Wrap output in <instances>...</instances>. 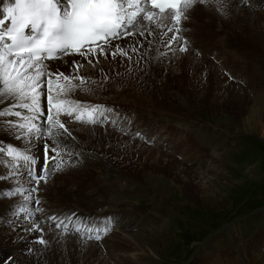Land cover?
<instances>
[{
    "label": "rangeland",
    "instance_id": "1",
    "mask_svg": "<svg viewBox=\"0 0 264 264\" xmlns=\"http://www.w3.org/2000/svg\"><path fill=\"white\" fill-rule=\"evenodd\" d=\"M239 8L241 15H249L256 19L252 22L256 25L253 26L254 29L264 30L263 21L257 20L258 12L261 10L258 6L247 1ZM188 11L185 13L187 19L181 21L182 26H190L196 23L193 13L189 14ZM160 15L163 20L168 17L172 18L168 13ZM248 23L247 25L250 24ZM241 24H237V30L241 37L237 41L235 52L230 51V49L224 50V53L227 54L230 51L229 54L237 58L236 60L232 58L231 65L237 64L239 75H241L239 71L242 67L248 69V73H243L246 75L243 78L239 76L240 78L237 79L230 74V65L224 67L220 61H216L214 64L218 67L217 72L223 76L226 84L233 82L237 85V89H244L245 94L243 96L246 100H243L241 106L239 103L237 105L231 103L229 106L218 109H212L208 105L204 108L197 102L198 94L187 91L184 80L179 83L178 77L181 76V73L186 69L192 70L190 63L183 58V53L186 51L180 50L185 45L192 48L188 38L182 39L184 45L178 46L174 51L169 49L166 59H162L158 63L154 62L153 64H156L155 70L152 71L149 69L151 66L149 65L151 64L149 58L143 56L144 53L139 51L135 52L137 53L135 56L131 50H127L132 57L131 59L121 55H116L115 58L111 56L105 58L98 55L99 63L87 64L84 62L78 70V75L86 77V83L80 85L79 80L74 79L72 82L77 87L67 98L79 100L85 107L92 104V106H102L101 111L104 119H98L99 122L93 124L72 120L70 119L73 118L72 116L68 117L69 119L61 117L62 122H65L72 132L74 130L77 132V129L70 127V125L97 128L108 126L109 130L117 133L123 132L132 140H146L147 149L140 151L142 156L144 155L143 166L141 168L135 166L134 163L127 162L126 165H123L116 162L117 167H114V170H112V166H109L103 171L95 169V173H85L86 175L83 176L79 172L75 175L66 174L61 178L69 179V185H66L67 194L64 195L65 192L60 194L53 192L50 194L52 202L48 203L44 199L45 195H47L49 187L57 182L56 176L61 175V171L52 174L41 190L36 185L37 190L32 191V193L34 195L38 193L40 197H43L39 203L43 202L44 207H54L55 210L63 209L70 212L69 215H66V212L63 215H57L59 213L57 212L54 213L55 215L53 214L56 217L55 220L43 218L41 223L39 222L42 231L38 232L35 224H27V222L21 224V220H18L20 215H24L22 208L24 206L21 207L20 204H17L5 209L11 219L5 220L6 218L0 217V232L4 235L12 231L20 238V242L16 244L17 247L1 243L0 262L2 261L4 264L10 262L12 264H26L30 260L29 253L31 254V251L37 248V251H43L37 254L39 260L45 261L41 264H52L51 258L58 256V253L56 254L57 249L63 248V253L70 261L67 264H80L81 259H86L87 264H127L128 258H134L139 253L142 256H149V264H233L234 256L238 257L240 264H245L242 262L240 252L235 253L234 251L237 252L238 249L240 251L245 244L264 235V89L258 87L256 89L258 92L255 94H252L249 89L250 86L252 88V81L264 83V48L246 40L247 32L250 33V31L246 28V32L243 24ZM181 25L176 26L180 29ZM142 28L145 27L142 25L140 30ZM133 31L136 30L133 29ZM179 32L181 34L187 33L188 28L181 27ZM207 36H211V34L204 31L203 38L206 39ZM132 38L133 36H129L126 40H116L113 41V44L125 45ZM170 59L173 63H170ZM63 61L64 56L58 60L47 61L49 62L47 64L50 65L49 67L53 72L59 70L65 74L72 72L73 75H76L74 68H64ZM85 71L89 73H85ZM249 77L253 80L250 81ZM208 78L205 76L202 79L205 85H209L210 79ZM227 98L228 95L224 94L219 103L224 105L223 101L225 102ZM23 114L26 116L33 115L31 112H24ZM249 119H252L251 126L257 131L249 132L246 130ZM71 140L77 141L74 137ZM81 141L84 144L88 143L87 140ZM31 142L34 140L31 139ZM76 147L68 143L63 154L84 156L85 150L81 147L76 150ZM41 149V144L36 150L28 149V153L37 158L38 164L40 163ZM148 149L152 151L151 155L148 151L144 152ZM187 150L196 154L187 166L197 174H201L193 180L197 187L194 191L184 188L183 182L189 177L184 175L180 169H175L173 174H169L157 168L158 164L165 165L168 158L183 156ZM43 154L45 155V153ZM6 155L4 153L0 157L1 160L6 158L10 161L11 158ZM201 155L209 156L203 164L199 163ZM245 157L254 165V173L250 175L251 178H242L240 171L241 160ZM20 162H14L19 167H14L12 163L6 164L5 173L3 172L0 179H6L10 183L13 181L26 182L27 177L29 178L25 174L27 169ZM147 162L151 167H146ZM139 163L141 162H136L138 165ZM37 165L34 167L36 168ZM73 165L71 167L76 168ZM182 167L183 165L180 164L179 168L182 169ZM6 171H8L7 174ZM177 176L180 178L179 181ZM121 177L125 180H122ZM128 178L135 179L141 187L136 195L133 192V187L126 182ZM106 181L116 182L118 188H104L102 185ZM15 190H3L4 195H0V200L9 202L12 198H23L27 194L30 196L31 193L29 190L19 191L15 195H7V193ZM94 192L95 199L89 197ZM209 195L211 197L207 198ZM99 199H102V204H106L95 208ZM33 202L34 197L32 201L30 199L28 206L30 207ZM38 205L36 203L32 208L37 211ZM135 206L142 208V210L145 209L148 220H155L156 222L152 224L161 230L160 234L149 236L151 241L154 243L156 240L157 244L154 243L155 246L152 248L147 246L146 251L136 244L134 249L133 247L130 248V251L117 248L112 254L103 253L100 255L101 258L96 260L97 256L95 253H91L93 250L89 246L96 239H89L91 242L86 241L84 244L78 245L74 242L66 243V240L60 239L35 247L39 244V238L46 241L50 235L67 231L59 225L61 220L66 219L65 217L72 218L71 222H76L81 215H103L108 210H117V207L129 213ZM54 209L52 211H55ZM136 212H138L136 215L139 216L140 220L145 222L144 215L139 214L140 211ZM31 230L33 231L32 236L21 239L23 233ZM114 230H117L116 227L111 225L110 230L101 236L98 242L101 243L106 239L107 241L111 240V242L112 239L116 240L118 234L114 233V235ZM121 236L130 240L127 234ZM100 243L98 246L101 245ZM261 250L263 251V248ZM253 254L256 256L258 251L253 252Z\"/></svg>",
    "mask_w": 264,
    "mask_h": 264
},
{
    "label": "bare ground",
    "instance_id": "2",
    "mask_svg": "<svg viewBox=\"0 0 264 264\" xmlns=\"http://www.w3.org/2000/svg\"><path fill=\"white\" fill-rule=\"evenodd\" d=\"M247 1H250L252 5L255 4V6H258L259 9H261L260 11L262 12L261 13L260 11L258 12L259 15H258L257 20L261 19L264 24V0H252V2L251 0H206L205 3L203 4L195 3L191 6V8L188 9L189 14L193 13V18H195L196 23L190 26H186V25L182 26L180 22L179 25H181V27L183 28L187 27L189 33L188 32L182 33V34L180 32L176 33L175 35L179 37V39L169 40V37L173 36V33L169 32L168 28H171L173 26L175 27L178 26V25L176 26L175 20L170 17L163 20L159 12L154 9L153 11L157 13L155 17V24H151L145 21L144 25H146L147 27L142 28L141 30V31H145L146 33L145 37H139V36L133 37L130 41L128 40V42H126L125 45L122 44L121 47L126 50H131L135 40L141 41L142 46L139 48V52L144 53L145 55L143 54V56H146L147 58H149L150 60L149 62H151V64H149L151 65L149 66V69L152 71V70H155L156 64L154 65L153 64L154 62L158 63V62H161L162 59L163 60L166 59L167 52L169 49L170 51H174L178 46L184 45L182 42V39L188 38L190 45H192V48H189L185 45V47H187V51L183 53L184 54L183 58L186 61H188V63H190V68H192V70L186 69L185 71H183L181 73V76L178 77L179 83L182 80H184L187 85V91H190L191 93H194V94H198L197 102L200 106L204 108L207 107L208 105V107L212 109H218L220 107L229 106L231 103H234L236 105L237 103H239L241 106L243 100H246L243 96L245 94L244 89H239V88L237 89V85L233 82L232 83L228 82L226 84L225 80L223 79V76H221L220 73L217 72L218 67L214 64L216 61H220L224 65V67L225 65L226 67L230 65L231 66L230 74L235 76L234 78H237V79L240 77L243 78L248 73L247 72L248 69L242 67L240 68V71L238 70L239 73L241 72V75H239L237 72V69H239L237 68V64L236 65L234 64L233 66L231 65V62H233L232 60L233 59L236 60L237 58L230 55L229 52L230 51L235 52L234 49L237 47V41H239L241 37L239 31L237 30L238 23L243 24L241 25L244 27L246 32H247L246 28H248V30L250 31V33L247 32L248 35H247L246 40H248V42H250L251 44L258 45L260 48H264V30H258L256 28L255 29L253 28V26H256L254 25V23L252 24V22L256 20L255 18L250 17L249 15L247 16L245 14L244 15L240 14L241 11L239 7H241V5H244ZM9 2L10 0H0V8L7 6ZM196 5L198 6L196 7ZM131 10H135V9H131ZM248 22L252 24V26H249L250 24ZM247 23L249 25H247ZM262 26L264 29V25ZM181 27H180V30H181ZM238 27H240V25H238ZM148 31L152 32L150 36L147 35ZM204 31H207L208 33H210L211 36H207L206 39L203 38ZM224 50H230V51L227 52L226 54L224 53ZM132 54L136 56L137 53L132 52ZM97 55H99V53ZM143 56L141 54V57ZM172 59H170V63H173L171 62ZM55 60H58V59H55ZM88 60H93V57L89 56ZM194 60L196 61L194 62ZM73 61H76L77 63L82 64V65L84 64V62L88 64L87 60H85L84 57L79 58L78 55H65L64 61H63V64L65 65L64 68L67 67V69L68 68L73 69L74 68ZM86 72L87 71H85V73ZM243 73H246V74H243ZM199 76H200V80H199ZM205 76L209 77L208 79H210L209 85H205L202 82V79ZM251 79L252 78H250V81ZM252 82H251L252 88L251 86L249 87L250 92L252 94H255L258 92L256 91L258 87L264 89V83L262 81L255 80ZM60 83H64V81L61 80ZM224 94H227L228 98L225 99V102L223 101L224 105H221L219 103V100L221 96L223 97ZM92 105H88L87 108L93 107ZM17 110L22 111V109H17ZM61 117H65L69 119L67 116L62 115ZM95 118L97 120L104 119L103 115H101L99 112L95 114ZM8 119H12V118L7 117V118L0 119V145H2L5 148L11 145V146H18L21 149H24L25 147H27L28 149L30 148L31 150H36L39 144H41L42 149H41L40 163L36 166V168L34 167V165H32L33 169H36L37 171L36 174L39 175L40 174L39 168L43 165V161H44L43 144L45 140L40 139L39 134H35L36 138L33 139L30 135L25 133L24 130L9 128L6 122ZM70 119L75 120V115H73V118H70ZM34 122L39 124L40 120H37ZM252 123H253L252 119H249L248 127L246 129L249 132L257 131L254 129L253 126H251ZM70 127H75L77 129V132L76 130H74L73 131L74 134H72V136L76 138L77 141L68 140L67 144L70 143L72 146H77L76 150H79L80 147L83 148L85 150L84 152L85 154L83 153L84 156L81 157V155L79 156V155L73 154V156H69V154L67 153L65 154L62 153L63 168L61 170H58V171H61V175L59 174V176H56L58 179L57 182H54V185H52V187H49L47 195H45L46 197L44 198L46 201H48V203L52 202V198L50 194L53 192H57V194H60L61 192L62 193L65 192L64 195L67 194L66 185H69L68 184L69 179L64 180L61 178V176L64 177V175L66 174L75 175L79 172L83 176V175H86L85 173H92V172L95 173L96 172L95 169L103 171L109 166H112L113 168L112 170H114L117 167L116 162L121 163L123 165H126L127 162H129L130 164L134 163L135 166L142 168L143 166L142 161L144 159L143 158L144 155L142 156L140 151L141 149H147L146 147L147 142H145L146 140H143V141L138 140V139L132 140V138H128L127 136H125L123 132L117 133L115 131L109 130L110 128H107L108 126L104 128H97L94 126H80L79 127L75 125L73 126L70 125ZM73 132L71 131V133ZM31 139L34 140V142L29 143ZM81 140H87L88 143L84 144ZM47 142L51 143L50 140H48ZM146 151H148L150 155L152 154V151H150V149L145 150L144 152ZM194 154L195 153H192L191 150H187L181 157L172 155L173 157L168 158L167 159L168 162L165 165L158 164L157 168H160L164 172L169 173V174H173V171L175 169H180L181 172L184 173V175H187L189 177V179L183 182L184 188L185 189L188 188V190L192 189L194 191L196 190L197 187L193 183V180L200 173L197 174L196 172L192 171L187 166V164L191 161L193 156L194 157L196 156V154L195 155ZM65 156H69V157H65ZM168 157H171V156L168 155ZM208 158L209 156L207 157L205 155H201L199 159L200 160L199 163H202V164L205 163ZM16 162H20V160H16ZM136 162H141L139 163V165L141 166L136 164ZM20 163L23 164V162H20ZM6 164H9V160L6 158L1 160L0 158V176L3 174V172L5 173L4 167ZM180 164L183 165L182 169L179 168ZM71 165L76 166V168L73 169ZM148 166H150L149 163L146 165V167ZM253 170H254V165L250 160L247 161L246 157L241 160L240 171L242 174V178L250 177V175L254 173ZM58 171H55L54 173ZM85 171H88V172H85ZM7 172L8 171H6V174ZM70 172H73V173H70ZM123 177H121V179L125 180ZM177 179L179 181L180 179L179 176H177ZM73 182L75 183L76 181H73ZM126 182L133 187V192L136 195L139 192V189L141 188L138 182L133 178H128ZM103 184L104 185L102 186H104V188H114V189L118 188V185L116 182L110 183L106 181ZM45 185L46 184H44V182L41 181V183L37 185V187L39 188V190H41ZM35 186H36L35 182L30 177L29 178L27 177L26 182H23V183L22 182L19 183L17 181H13V183H10L6 179H0V193H3V190H6V189H20V191H29L35 188ZM39 195L40 194L38 193L34 195L31 191L30 196L27 194L23 198L15 197V198H12L9 202L0 200V217L6 218L5 220H8V219L10 220L11 217L9 214L5 212V209H8V207L10 208L11 206L17 205V204H20L21 207L24 206L22 207L24 215H20L18 218V220H21L20 221L21 224L23 222H27V224L33 223L35 224V227L37 225H39L40 227L41 220L45 217L46 219L48 218V220H53L51 218L55 217L54 213L59 212L61 215H63V213L66 212V215H69L70 212H67L63 209L55 210L54 207L53 208L50 206L44 207L43 202L38 203L39 205L37 208V209H42V211H35L32 207H34L37 201L43 200V197H40ZM32 196L34 197V202L33 204H30V207H29L28 202L30 201V199L32 201L33 199ZM94 196H95V192L94 194L91 193L89 197H93V199H95ZM210 197L211 196L209 195L207 198H210ZM101 202H102V199H99V202L96 203L97 205L95 206V208H98L99 206L106 204V203L102 204ZM216 203L219 204V202H216ZM52 209H54L55 211H52ZM116 209L119 210L120 213L117 210H108L107 212H104L103 215L102 214L100 215L99 213H97L99 215H96V214L94 215L92 214L88 216L81 215L82 217L81 216L78 217V220L76 222L68 221V220H72V218L67 217L68 218L67 220L63 219L60 221L61 224H59L60 226L64 227V229H66L67 231L60 230L63 234L57 233L58 235L57 234L50 235L48 237L49 239L46 240V243L48 242L50 243L51 241H56V240L61 239L62 241L66 240V243L74 242L77 245L81 243L84 244L86 241L88 242L89 239L94 240L97 235H99L100 237L103 236L105 234L104 229L105 228L110 229L111 225H113L117 229V230H114L113 232V234L114 233L118 234L116 235V240L112 239V242H111L109 238L110 241H107V239L106 240L104 239L105 241H101L100 243L96 239L94 240V242H92L93 244L92 243L89 244V246H91L90 249L93 250L91 251V253L93 254L95 253V255L97 256L96 260H99L101 258L100 255H102L103 253H106L107 255L112 254L114 250H116L117 248L127 249L128 251H130L131 250L130 248L133 247L134 249L135 248L134 246L137 244L141 248L145 249L144 251H146L147 246L152 248L155 246V244H157L156 240L154 241L155 243L154 244L151 241V237L149 236L153 234L154 235L160 234L161 230L157 226H155V224H152L156 222L155 220H148L145 209L142 210V208L140 209L139 207L135 206L133 207V209L130 210L129 213H126L122 208H119V207H117ZM136 211H140L139 214L144 215L145 222H142L140 220L139 216L136 215V213H138ZM71 223H74V224H71ZM89 228L93 230L89 231L88 230ZM77 229H79V231H77ZM32 232L33 231L31 230L27 233L26 232L23 233V238L21 239H25V238L32 236ZM66 232L68 234H65ZM70 234H72L73 236H68ZM122 234H127L130 240L126 238L125 236H121ZM19 239L20 238L16 236V234H14L12 231L7 232V234H4V235L3 233L0 232V244L7 243L8 245L17 247L16 244L20 242ZM89 242H91V240ZM98 243H100L101 245L98 246ZM36 246L37 247L42 246V244L39 243L38 245H35V247ZM261 248H263V251H264V235L259 236L257 239L251 241L250 243L245 244L244 247L240 251L238 249L237 252L236 251L234 252L235 253L240 252L241 254L240 257H242V262H244L245 264H264V252L261 250ZM57 250L58 252H56V254L58 253V256H54L53 258H51L52 264L53 262L54 264H67L68 262H70L68 261L66 254L63 253L64 252L63 248L57 249ZM255 251H258V254L256 256L253 254V252ZM41 252L43 251L42 250L37 251V248L32 250L31 254L29 253L30 260L26 264H38V262L39 264L45 263V261H41V259L39 260L37 257L38 256L37 254H40ZM233 259H234V261H232L233 264L241 263L238 257L234 256ZM128 263L130 264H149V256L147 255L142 256L139 253V254H136L134 258L133 257H130V259L128 258ZM0 264H4V263L1 261ZM9 264H12V263L10 262ZM80 264H87L86 259H81Z\"/></svg>",
    "mask_w": 264,
    "mask_h": 264
},
{
    "label": "snow or ice",
    "instance_id": "3",
    "mask_svg": "<svg viewBox=\"0 0 264 264\" xmlns=\"http://www.w3.org/2000/svg\"><path fill=\"white\" fill-rule=\"evenodd\" d=\"M197 2L206 0H10L7 6L0 8V119L11 117L6 121L9 128L24 130L33 139L39 134V138L45 140V155L39 175L31 167L38 164L37 158L28 154L27 147L0 145V156L6 152L14 167H19L14 163L16 160L22 161L26 174L36 185L41 181L47 183L55 171L63 168L62 153L67 141L73 139L61 116L75 114L76 121L95 124L99 122L95 114L103 115L102 106L87 108L81 101L67 98L77 87L72 83L74 79L79 80L80 85L86 83L87 78L78 75L82 64L73 61L77 73L73 75L59 70L53 72L47 61L80 55L88 63H99L97 53L105 58L121 55L131 59L128 51L113 41L126 40L129 36L145 37L140 27H147L145 21L155 24L154 9L160 14L167 11L179 25L182 19H187L188 9ZM168 31L173 33L169 40L179 39L175 35L180 31L178 27L173 26ZM141 46L142 42L135 40L131 51L138 52ZM180 50L187 51V47ZM89 56L93 60H88ZM61 80L64 83H60ZM24 112L33 115L26 116ZM36 120L40 123H35ZM19 191L16 189L7 195ZM36 229L42 231L39 225ZM109 230L105 228L104 232ZM95 239L101 237L97 235ZM38 242L46 243L43 238Z\"/></svg>",
    "mask_w": 264,
    "mask_h": 264
}]
</instances>
